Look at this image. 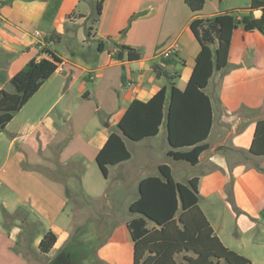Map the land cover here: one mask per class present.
Segmentation results:
<instances>
[{"label":"crops","instance_id":"crops-1","mask_svg":"<svg viewBox=\"0 0 264 264\" xmlns=\"http://www.w3.org/2000/svg\"><path fill=\"white\" fill-rule=\"evenodd\" d=\"M96 1L0 0V89L11 90L9 79L30 59L46 57L39 41L63 66L43 81L0 132V264H55L59 235L69 240L73 232L68 208L72 187L84 188L85 177L94 175L95 156L109 134L117 132L116 124L129 103L146 101L168 85L167 78L156 77L152 70L153 64L161 63V52L175 49L170 57L174 62L164 67L178 73L175 85L183 89L200 50L190 22L250 3L232 0L225 10L219 6L224 0H205L200 10L192 11L183 0H102L98 21L93 22ZM118 44L137 49L140 58L128 60L125 53L121 60L112 57ZM229 64L223 73H213L208 82H214L213 89L207 92L208 84L204 89L213 112L208 148L192 165L198 174L186 182L198 178V206L220 241L251 264H264V171L260 170L264 156L249 153L255 123L264 118V36L240 26L234 29ZM244 108L250 113L244 114ZM123 140L130 157L113 166L127 181L131 178L138 187L142 178L159 175L160 164H167L174 178L170 162L182 161L167 155L164 123L157 135L134 143L144 144L136 157ZM68 165L82 168V174L74 178ZM60 167L68 179L58 178ZM5 216H14L7 228ZM37 226L40 230L33 232ZM257 228L261 239L240 234ZM47 231L57 239L42 254L38 243ZM107 262L128 264L122 259Z\"/></svg>","mask_w":264,"mask_h":264},{"label":"trees","instance_id":"trees-1","mask_svg":"<svg viewBox=\"0 0 264 264\" xmlns=\"http://www.w3.org/2000/svg\"><path fill=\"white\" fill-rule=\"evenodd\" d=\"M101 2L96 1L93 22L100 16ZM183 2L192 11L200 10L205 4V0ZM255 11H259L258 16ZM134 17H130L127 27ZM239 26L244 31L257 30L264 36V0H250L242 9L190 22L189 30L198 40L200 50L185 87L179 89L175 85L178 73H170L164 67L174 62L173 59H161L160 64L152 65L155 76L167 78L168 85L146 101L133 99L129 103L116 124L119 131L109 134L95 156L104 177L108 166L130 157L123 138L138 142L153 137L162 123L170 145L167 155L191 165L198 162L199 155L208 148L206 139L213 120L211 100L204 89L215 71L223 73L228 66L232 33ZM116 46V59L121 60L124 53L128 60L140 58L137 49L123 44ZM42 52L46 57L30 59L9 79L11 90L0 89V132L61 62L52 51L44 48ZM249 153L264 156V118L255 123ZM158 172V176L139 181L138 197L128 205L129 212L137 214L126 223L133 264H251L247 257L226 247L216 236L198 206V178L178 182L167 164H160ZM56 239L52 231L45 232L38 243L39 252L47 254ZM75 251L76 246L69 243L58 255Z\"/></svg>","mask_w":264,"mask_h":264},{"label":"rangeland","instance_id":"rangeland-1","mask_svg":"<svg viewBox=\"0 0 264 264\" xmlns=\"http://www.w3.org/2000/svg\"><path fill=\"white\" fill-rule=\"evenodd\" d=\"M234 2V0H233ZM232 0H224L219 6L228 10L232 5ZM241 37L238 36L237 43L239 44ZM242 48L237 51L238 56L241 54ZM244 63L243 61H240ZM229 67L231 64L228 65ZM226 67L228 69L229 67ZM214 82L208 84L206 91L209 92L213 89ZM262 98V97H261ZM244 114H249L248 109L242 110ZM237 122V120H235ZM128 144L129 149L136 157V154L143 151L139 144L136 146L135 142L124 138ZM145 143V142H144ZM161 142L157 147L160 150ZM162 157V156H161ZM164 158V157H162ZM174 178L185 183L189 176L198 174L199 170L194 168L188 162L182 161L181 164H173L170 162ZM137 165L133 166L136 169ZM68 169H73L77 178L82 174V168H74L68 165ZM97 169V170H96ZM99 168H94V175L85 177L84 188L80 186H73V191L69 192L68 208L72 212L71 220L73 224V232L70 239L63 235H59V248L62 250L69 243L76 246V250L80 253L77 264H110L107 261L115 259H122L128 264H132V241L126 228V223L137 214L129 212V203L138 197V187L134 182L130 181L120 175L118 168L115 166H108V174L103 176ZM58 178L68 179L60 167L58 169ZM231 208L235 210L234 203L229 201ZM264 212V209L262 210ZM19 214V212H17ZM16 213V214H17ZM6 228L10 225L9 221L14 219V216H5ZM263 219V215L258 217ZM252 219V218H251ZM253 220H255L253 218ZM256 221V220H255ZM258 222V221H257ZM41 227H36V231L32 228L33 232H37ZM260 228L253 231H242L240 234H253L256 239H261ZM106 259V260H104Z\"/></svg>","mask_w":264,"mask_h":264},{"label":"built area","instance_id":"built-area-1","mask_svg":"<svg viewBox=\"0 0 264 264\" xmlns=\"http://www.w3.org/2000/svg\"><path fill=\"white\" fill-rule=\"evenodd\" d=\"M0 20H1V18H0ZM33 34H34L35 36H39V35H40V32H39L38 30H35V31L33 32ZM44 45H45L44 42H41V41L38 42V48L40 49V51H42V49H44ZM117 51H118V49H114V50H112V51L110 52V55H111L112 57H114V56L116 55ZM174 53H175V49H174V48H169V49H166V50L162 51L160 56H161L162 59H167V58H170ZM114 58H115V57H114ZM62 67H63V66H62V63L60 62V63L57 65L56 70H61Z\"/></svg>","mask_w":264,"mask_h":264},{"label":"flooded vegetation","instance_id":"flooded-vegetation-1","mask_svg":"<svg viewBox=\"0 0 264 264\" xmlns=\"http://www.w3.org/2000/svg\"><path fill=\"white\" fill-rule=\"evenodd\" d=\"M79 251H75L74 253H66V254H63V255H57L56 257H55V264H58L59 262H61V261H65V260H71V262H73V263H75V264H77L78 263V261H76L77 260V258H79V256H80V253H78ZM75 261V262H74Z\"/></svg>","mask_w":264,"mask_h":264},{"label":"water","instance_id":"water-1","mask_svg":"<svg viewBox=\"0 0 264 264\" xmlns=\"http://www.w3.org/2000/svg\"><path fill=\"white\" fill-rule=\"evenodd\" d=\"M75 262V261H74ZM76 263V262H75ZM73 262H71V260H65V261H61L58 264H75Z\"/></svg>","mask_w":264,"mask_h":264}]
</instances>
